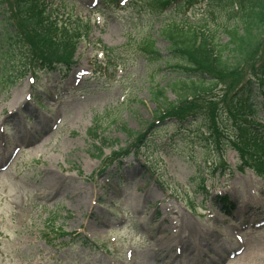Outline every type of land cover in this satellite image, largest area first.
<instances>
[{"label":"rangeland","instance_id":"rangeland-1","mask_svg":"<svg viewBox=\"0 0 264 264\" xmlns=\"http://www.w3.org/2000/svg\"><path fill=\"white\" fill-rule=\"evenodd\" d=\"M44 1L59 20L92 29L58 70L33 54L25 28L7 39L10 54L0 48V264H264V175L239 170L235 139L218 148L207 127L209 109L255 76L264 36L234 72H215L183 125L148 128L156 89L177 101L169 82L179 59L165 31L203 30L219 51L248 0H190L159 15L148 0ZM14 2L4 4L12 20ZM225 194L231 214L213 201Z\"/></svg>","mask_w":264,"mask_h":264},{"label":"trees","instance_id":"trees-1","mask_svg":"<svg viewBox=\"0 0 264 264\" xmlns=\"http://www.w3.org/2000/svg\"><path fill=\"white\" fill-rule=\"evenodd\" d=\"M102 1L115 5L118 0ZM180 1L148 0V7L154 8L153 11L159 15L164 10L181 8L190 0H185L183 3ZM248 2L241 16L242 27L236 26L227 30L231 36L228 43L219 51L213 42L214 35L208 37L203 30L184 29L174 24L165 31L170 41L169 54L171 58L179 59L177 63L170 65L174 72L179 73H175L176 76L169 82L170 87L177 93V101L168 100L164 87L156 89L154 98L160 103V108L156 112V123L150 124L149 129L156 128L158 124L164 123L166 118L173 117L180 120L179 125H183L185 114L195 108L196 99L212 91L216 86L213 79L215 72L219 74L234 72L241 61L256 51L264 36V0H248ZM4 4L5 0H0V14L4 15L0 22L5 23L6 26L0 35L1 51L4 52L3 48L6 47L5 53L10 54L12 44L7 39L21 36L19 29L25 28L28 31L26 37L33 54L35 53V56L42 60L41 64L50 70L71 65L80 41L87 37L92 29L88 19L59 20L44 0H15L14 20L6 12L7 7ZM10 25H15L12 31L9 30ZM225 49L232 50L235 64L229 63L230 58L223 54L226 52ZM151 54L156 59H164L159 50L153 49ZM254 73L258 78L255 76L248 78L223 101V105H219L218 108L214 105L209 109L210 118L207 119V127L209 135L213 136L212 140L220 144L217 145L218 148L223 147L225 140L231 142L234 138L233 144L238 148L244 161V165L240 164L239 168L243 169V166L247 165L260 172L259 175L262 176L264 175V123L259 118L264 112V58L254 67ZM192 116L197 117L195 114ZM145 136L146 132L138 133L133 139L134 144L139 145ZM119 150L121 152H115L116 155L129 153V149ZM202 189L204 191L206 187L202 185ZM216 201L225 204L227 209L234 206L228 196L218 197Z\"/></svg>","mask_w":264,"mask_h":264},{"label":"bare ground","instance_id":"bare-ground-1","mask_svg":"<svg viewBox=\"0 0 264 264\" xmlns=\"http://www.w3.org/2000/svg\"><path fill=\"white\" fill-rule=\"evenodd\" d=\"M167 245H168V244H167ZM167 245H166V246H167ZM168 248H170V246H169V245H168ZM163 249H164V248H163ZM170 250H171V248L169 249V251H170ZM225 251H226V250H225Z\"/></svg>","mask_w":264,"mask_h":264}]
</instances>
